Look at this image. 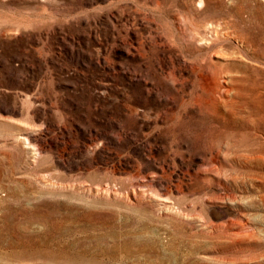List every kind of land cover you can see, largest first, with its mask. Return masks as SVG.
Masks as SVG:
<instances>
[{
	"label": "rangeland",
	"instance_id": "374dc122",
	"mask_svg": "<svg viewBox=\"0 0 264 264\" xmlns=\"http://www.w3.org/2000/svg\"><path fill=\"white\" fill-rule=\"evenodd\" d=\"M197 4L0 0V264H264V0Z\"/></svg>",
	"mask_w": 264,
	"mask_h": 264
},
{
	"label": "bare ground",
	"instance_id": "6f19581e",
	"mask_svg": "<svg viewBox=\"0 0 264 264\" xmlns=\"http://www.w3.org/2000/svg\"><path fill=\"white\" fill-rule=\"evenodd\" d=\"M199 8H202L204 5V0H198V4ZM229 25V24H227ZM227 29L228 27L226 26V24L222 23V22H206L205 25L203 26L202 29L198 28V31H196L195 33H189L187 36H189L186 40L190 41L191 44L194 45H204L207 47L208 49H214L216 47H219L222 45L223 43V34L227 35ZM222 38V39H221ZM224 44V43H223ZM210 51V50H209ZM209 53V52H208ZM216 55L217 57H224L223 55H219V54H213ZM235 56L234 54L231 57H225L228 59H234ZM218 64V63H217ZM230 67V66H228ZM221 68H219L218 65L214 64V62H208L207 64H205L202 67L203 72L206 74V79L207 81H209L210 84L213 85L214 89L216 90V93L218 91V93L220 92V90L223 88L224 85H222V74L224 73V70H220ZM200 70V68H199ZM201 71V70H200ZM201 72V73H203ZM231 76V72H228L226 74V77H228V79H226V82H230L229 77ZM203 86V85H202ZM205 86V85H204ZM233 87H230V90H233ZM205 90V87H204ZM203 91V89L201 90V92ZM204 92V91H203ZM211 92V91H210ZM228 92V90L226 91V93ZM209 93V91H208ZM213 93V92H212ZM199 95V94H198ZM218 95V94H217ZM222 95V94H221ZM205 96V95H204ZM216 96V95H215ZM215 96L214 99L216 98ZM203 97V96H202ZM223 97V96H222ZM201 98V96H198V99ZM208 98V97H207ZM206 98V99H207ZM212 98V96H211ZM221 99V98H220ZM234 99V98H233ZM232 97L230 95L227 96L226 101H233ZM203 100V99H200ZM209 100V99H208ZM214 101V100H213ZM216 101V100H215ZM223 101V100H221ZM224 101V102H226ZM235 101V100H234ZM208 102V101H207ZM218 102V101H217ZM201 103H203L201 101ZM200 103V104H201ZM206 103V102H205ZM209 103V102H208ZM211 103V100H210ZM222 103V102H221ZM213 105H216L214 102L212 103ZM211 104V105H212ZM202 106V105H201ZM205 106V104H204ZM207 107V105L205 106ZM217 107V106H216ZM217 152V151H216ZM219 152V151H218ZM221 152V151H220ZM219 152V153H220ZM223 152V151H222ZM217 154V153H216ZM222 155V153L220 154ZM220 155L217 154L214 157L213 163H214V167L218 166L215 163H220ZM213 157V156H212ZM213 159V158H212ZM212 163V164H213ZM223 164V163H222ZM218 172V171H217ZM219 173V172H218ZM218 173H214V175L218 178V180H220V176H218ZM160 204H162L163 206H168L167 202L164 199H159ZM250 205V204H249ZM242 209V208H241ZM230 220V219H229ZM211 226L213 227H219V225L216 224H212ZM233 227V226H232ZM248 227V226H247ZM231 228V227H230ZM220 231V229H219ZM242 233V232H241ZM229 242V241H228ZM228 244V243H227Z\"/></svg>",
	"mask_w": 264,
	"mask_h": 264
}]
</instances>
